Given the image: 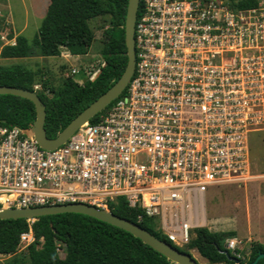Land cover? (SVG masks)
<instances>
[{
	"label": "built area",
	"instance_id": "1",
	"mask_svg": "<svg viewBox=\"0 0 264 264\" xmlns=\"http://www.w3.org/2000/svg\"><path fill=\"white\" fill-rule=\"evenodd\" d=\"M238 1L140 0L135 73L97 122L51 151L28 128L0 125V207L111 211L124 200L186 248L190 231L207 227L211 189L264 177L253 173L248 144L250 133L264 131V0L232 7ZM0 40V54L16 45ZM90 65L80 85L104 64ZM34 222L19 248L35 241ZM241 245L225 241L244 260Z\"/></svg>",
	"mask_w": 264,
	"mask_h": 264
},
{
	"label": "trees",
	"instance_id": "2",
	"mask_svg": "<svg viewBox=\"0 0 264 264\" xmlns=\"http://www.w3.org/2000/svg\"><path fill=\"white\" fill-rule=\"evenodd\" d=\"M255 5L256 0L232 3V7L240 9ZM127 8L128 0H50L47 14L33 43L24 36H18L16 45L2 49L3 59L30 58L36 47L43 58L58 57L62 49L83 55L89 52L96 38L92 22L100 18L107 19L108 26L101 36L104 65L98 76L84 85L69 77L60 88L44 81L42 92L37 93L46 107L45 129L50 139L56 138L124 73L128 63L125 42ZM34 83L35 74L28 68L21 65L14 68L0 66V86L34 91ZM106 110L90 122H97ZM35 120V107L30 101L11 95L0 96V125L27 129ZM110 210L171 244L157 230L154 219L146 216L141 209L131 208L124 200H119ZM28 231L27 220H0V256L15 255L21 234ZM32 231L35 241L26 248L29 264H175L132 234L82 214L64 213L38 218L32 225ZM234 235L212 232L207 228L198 229L187 247L196 249L209 264H235L225 254V241ZM59 243L66 248L64 259L59 254ZM259 253H264V246L255 243L248 258L239 261L251 264ZM7 264L25 263L13 257ZM257 264H264V260Z\"/></svg>",
	"mask_w": 264,
	"mask_h": 264
},
{
	"label": "rangeland",
	"instance_id": "3",
	"mask_svg": "<svg viewBox=\"0 0 264 264\" xmlns=\"http://www.w3.org/2000/svg\"><path fill=\"white\" fill-rule=\"evenodd\" d=\"M236 1L234 0V2ZM3 3L5 6L0 9L4 10V27L3 23L0 24V30L3 28V31L10 30L9 38L14 34L24 36L32 44L47 14L50 0H6ZM5 18L12 23L7 24ZM107 26V19L100 18L92 22L96 38L89 52L83 55L75 56L72 53L73 57L68 58L69 51L62 49L58 57L43 58L36 47L34 55L30 58L3 59L0 57V66L14 68L21 65L33 71L35 74L33 86L37 93L42 92L44 81H48L55 88H60L69 77L75 81L86 80L87 69L84 67L87 68L90 64L96 66L98 62L102 61L101 36ZM71 67H76L79 73L71 75ZM248 144L253 173L264 176V131L250 133ZM206 211L208 219L206 228L216 233H234V237L242 240L240 254L247 259L252 245L256 243L254 240L249 241V238L253 237L251 235L252 224L259 220L258 222L264 225V177L241 185L219 186L211 189L207 194ZM214 220L217 221L213 222ZM195 233L196 231H190L191 239L195 237ZM58 246L59 254L64 259L66 248L60 243ZM182 250L191 254L197 264H209L197 253V250L189 247H183ZM13 257H18L25 264H29L26 248H19L15 255L0 256V264H7Z\"/></svg>",
	"mask_w": 264,
	"mask_h": 264
},
{
	"label": "water",
	"instance_id": "4",
	"mask_svg": "<svg viewBox=\"0 0 264 264\" xmlns=\"http://www.w3.org/2000/svg\"><path fill=\"white\" fill-rule=\"evenodd\" d=\"M139 5L140 0H128V8L125 20V42L127 47L128 63L124 73L107 92L101 95L96 101H94L76 118H74L66 126V128L58 134L56 138L50 139L47 136L45 129L47 116L46 107L44 106L37 92L10 86H0V96H16L28 100L34 105L36 120L34 124L26 130L25 134L30 137L34 136L38 144L43 149L51 151L64 145L68 139L72 137L81 127L89 123L93 118L106 110L126 90L135 73L136 67L135 25L138 16ZM64 213L82 214L120 228L140 239L144 244L148 245L175 264H197V261L191 254L182 252L171 244L158 239L140 225L127 219L120 218L111 211L102 210L86 204H65L56 206H42L36 208L11 209L0 207V220L23 219L27 221H36L41 217ZM225 254L235 264H243L239 261V259L232 257L228 251H225ZM262 259L264 260V253H259L255 261L251 264H257Z\"/></svg>",
	"mask_w": 264,
	"mask_h": 264
},
{
	"label": "crops",
	"instance_id": "5",
	"mask_svg": "<svg viewBox=\"0 0 264 264\" xmlns=\"http://www.w3.org/2000/svg\"><path fill=\"white\" fill-rule=\"evenodd\" d=\"M0 1H1L0 2V8L1 7H4L5 6V3H3V2L6 1V0H0ZM0 17H1L0 24L3 23V27H4V10L2 11V9H0ZM5 20H6V23L9 24V25L12 23V22L10 23V20H8L6 18H5ZM3 30H4V28L0 30V37L1 36H4L7 40L15 41L16 42V38L18 36H21V35L14 34L13 37L9 38V31L10 30H8V31L5 30L6 32L3 31ZM2 45H3V42L0 40V50L2 48ZM0 57H1V54H0ZM215 221H217V220H214L213 222H215ZM258 221L259 220H257L255 224L254 223L252 224V227H251V229H252L251 235L253 237L249 238V241H253L254 240V241H256L257 244H261L262 246H264V239H263L264 225L260 224ZM207 225H208V219H207ZM244 260H246L245 257H244Z\"/></svg>",
	"mask_w": 264,
	"mask_h": 264
},
{
	"label": "flooded vegetation",
	"instance_id": "6",
	"mask_svg": "<svg viewBox=\"0 0 264 264\" xmlns=\"http://www.w3.org/2000/svg\"><path fill=\"white\" fill-rule=\"evenodd\" d=\"M100 62H102L104 64V59L102 58V61H100Z\"/></svg>",
	"mask_w": 264,
	"mask_h": 264
}]
</instances>
